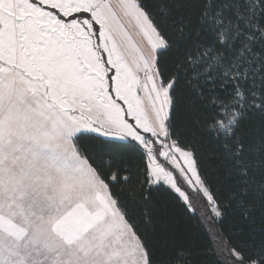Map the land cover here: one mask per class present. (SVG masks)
Masks as SVG:
<instances>
[{
  "label": "snow or ice",
  "instance_id": "1",
  "mask_svg": "<svg viewBox=\"0 0 264 264\" xmlns=\"http://www.w3.org/2000/svg\"><path fill=\"white\" fill-rule=\"evenodd\" d=\"M208 255L264 264V0H0V264Z\"/></svg>",
  "mask_w": 264,
  "mask_h": 264
},
{
  "label": "trees",
  "instance_id": "2",
  "mask_svg": "<svg viewBox=\"0 0 264 264\" xmlns=\"http://www.w3.org/2000/svg\"><path fill=\"white\" fill-rule=\"evenodd\" d=\"M163 197V202L168 208V217L166 221V232L157 231L156 234L150 237V241L156 250L157 258L161 251H171L174 247L181 244H189L194 242L197 247H207L209 241L204 235L203 230L197 225V222L188 217L183 210L180 202L167 193H160ZM225 227L231 233L236 232V226L229 221L225 222ZM149 231H151L149 229ZM216 257L208 255L199 258V264H215Z\"/></svg>",
  "mask_w": 264,
  "mask_h": 264
},
{
  "label": "rangeland",
  "instance_id": "3",
  "mask_svg": "<svg viewBox=\"0 0 264 264\" xmlns=\"http://www.w3.org/2000/svg\"><path fill=\"white\" fill-rule=\"evenodd\" d=\"M190 195H194V194L190 193ZM194 198H195V196H194Z\"/></svg>",
  "mask_w": 264,
  "mask_h": 264
}]
</instances>
